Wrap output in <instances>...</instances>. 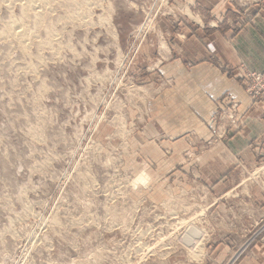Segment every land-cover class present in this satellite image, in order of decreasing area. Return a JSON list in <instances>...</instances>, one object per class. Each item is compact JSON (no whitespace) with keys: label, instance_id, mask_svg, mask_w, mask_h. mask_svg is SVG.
I'll return each instance as SVG.
<instances>
[{"label":"rangeland","instance_id":"1","mask_svg":"<svg viewBox=\"0 0 264 264\" xmlns=\"http://www.w3.org/2000/svg\"><path fill=\"white\" fill-rule=\"evenodd\" d=\"M40 1L35 13L0 0V264L252 258L264 246V157L212 177L209 139L239 112L180 110L188 101L163 68L176 39L245 35L264 1ZM218 66L246 95L260 72ZM189 227L200 233L188 242Z\"/></svg>","mask_w":264,"mask_h":264},{"label":"crops","instance_id":"2","mask_svg":"<svg viewBox=\"0 0 264 264\" xmlns=\"http://www.w3.org/2000/svg\"><path fill=\"white\" fill-rule=\"evenodd\" d=\"M193 1L205 6V9L209 8L207 6L210 0ZM215 1L221 3L222 0ZM258 11L254 14L260 16L244 29L245 35H236L232 42L225 39L224 33L227 30L222 28L214 36L203 38L197 34L198 36H192L184 41L174 40L170 58L174 60L172 64L177 63V66L171 64L163 68L164 70L168 67L172 69L173 89L178 91V96L183 99L181 101H188L187 104L180 102L182 105L189 106L180 107L182 111H191L190 108H192L194 111L202 112L204 111L202 106L212 111L216 108L217 111L222 107H230L233 102H238L240 105L241 130H229L228 133L225 130L223 134L218 132L213 139H209L210 151L205 157L207 160H212L208 164L212 169L210 174L212 177L216 176L217 172L214 171L217 170L221 177H224L236 167H243L244 170L252 169L264 157V105L254 104L239 85L237 78L230 79L228 75L214 71L213 68L217 62L220 69L225 67L227 70L237 67L240 63H246L255 71H264V10ZM235 12L237 15H242L245 9ZM211 58H216L217 61L212 62ZM191 61L199 64L192 72L185 69L183 65ZM214 111L211 112V117ZM183 140L179 144L185 145L186 139ZM217 186L225 192L238 185L221 182ZM252 253V258L246 257L240 264H264V246L254 247Z\"/></svg>","mask_w":264,"mask_h":264},{"label":"built area","instance_id":"3","mask_svg":"<svg viewBox=\"0 0 264 264\" xmlns=\"http://www.w3.org/2000/svg\"><path fill=\"white\" fill-rule=\"evenodd\" d=\"M246 93L253 103H264V73L261 72H251L246 77ZM232 110L237 113L231 115L232 128L234 130H241L240 118L242 113L239 111V103H232Z\"/></svg>","mask_w":264,"mask_h":264},{"label":"bare ground","instance_id":"4","mask_svg":"<svg viewBox=\"0 0 264 264\" xmlns=\"http://www.w3.org/2000/svg\"><path fill=\"white\" fill-rule=\"evenodd\" d=\"M15 1H18V3H19V1H25L27 6H28V5L31 6V10H32V12H35V13L37 12V13H38V7H37V5H38L39 2H37V5H34V3L36 4L35 0H33V2H32V0H31V1H30V0H2V2H4V3H5V2L13 3V2H15ZM41 1H42V0H41ZM41 1H40V2H41ZM23 3H24V2H23ZM47 4H48V3H47ZM39 5H41V4L39 3ZM39 5H38V6H39ZM24 6H25V4H24ZM28 8L30 9V7H27V9H28ZM39 8H40V7H39ZM41 10H43V8H41ZM41 10H40V11H41ZM12 24H13V25H12ZM14 24H15V25H14ZM11 25H12V26H11ZM11 25H10V26H11V31H12L13 33L10 31V29L8 30L9 32H11V34H10L11 37H13V39H18V40L22 41V39H24V36H25L24 33H22V34H21V33H20V34H17L18 32H15V28H14V27H15V26H18V25H17V22L15 23V21H14L13 23H11ZM7 33H8V32H7ZM190 228H191V231L189 232ZM188 229H189V230H188ZM188 229H187L188 232H187V231H186V232L189 233V234H187V235L184 234V238H185L184 240H187V241L189 242V241H191V240L193 241L196 237L198 238V234H199L200 232H199V230H198L197 228H195V227H194V228L189 227Z\"/></svg>","mask_w":264,"mask_h":264}]
</instances>
